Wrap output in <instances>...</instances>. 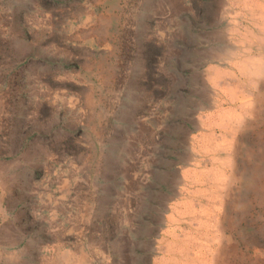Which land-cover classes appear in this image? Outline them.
<instances>
[{
	"label": "rangeland",
	"instance_id": "rangeland-1",
	"mask_svg": "<svg viewBox=\"0 0 264 264\" xmlns=\"http://www.w3.org/2000/svg\"><path fill=\"white\" fill-rule=\"evenodd\" d=\"M262 3L0 0V264H264Z\"/></svg>",
	"mask_w": 264,
	"mask_h": 264
},
{
	"label": "bare ground",
	"instance_id": "bare-ground-1",
	"mask_svg": "<svg viewBox=\"0 0 264 264\" xmlns=\"http://www.w3.org/2000/svg\"><path fill=\"white\" fill-rule=\"evenodd\" d=\"M260 2V1H259ZM243 3V2H242ZM243 4H245V3H243ZM257 4V3H256ZM248 5V4H247ZM247 5H246V7H247ZM262 5H264L263 3H262ZM259 6V5H258ZM243 7H244V5H243ZM249 7V6H248ZM261 7V6H260ZM259 7V8H260ZM183 8V7H182ZM252 8V7H251ZM246 9V8H245ZM248 9V8H247ZM261 9V8H260ZM264 9V8H263ZM254 10V9H253ZM262 10V9H261ZM264 12V11H263ZM252 13V12H251ZM240 14H242V13H240ZM236 15V14H235ZM247 16V15H246ZM262 16V15H261ZM260 16V17H261ZM264 16V15H263ZM246 18V17H245ZM245 20V19H244ZM247 20V19H246ZM249 21V20H248ZM231 23V22H230ZM242 24V23H241ZM249 27H250V24L248 25ZM248 27V28H249ZM260 28H262V27H260ZM230 29V28H229ZM253 29V28H252ZM264 28H262V30H263ZM260 30V29H259ZM231 34H233V33H231ZM245 34V33H244ZM254 41V40H253ZM230 44V43H229ZM251 48V47H250ZM241 54V53H240ZM240 57V56H239ZM238 64H237V69L242 73V74H244V76L243 77H246V78H249V80H250V83L251 84H253V87H254V89H258L259 87L257 86L258 84H260L261 83V81H264V54L262 55V56H260L259 58H257L256 60H252V61H250L248 64L246 63V62H240L239 63V61L237 62ZM239 65V66H238ZM228 67V66H227ZM236 71V70H235ZM238 72V71H237ZM231 80V79H230ZM235 85V84H234ZM199 87V86H198ZM206 88V87H205ZM211 89H212V92H213V94H217V95H219V93H217V92H222V90H219L218 88H216L215 86H211ZM230 90H233L232 91V94H234V91H236V90H234V89H230ZM225 91H227L228 92V94H229V89L228 88H226V90ZM253 92V91H252ZM224 93H226V92H224ZM225 96H226V94H225ZM241 97H239V96H236V98H237V100H238V103L239 102H241V104L243 105V104H246L245 106H247L248 107V109H249V113H250V116H252L251 115V113L253 114V113H255V107H254V103L252 104V103H250V101H249V99H247L246 97H245V95L243 96V95H240ZM214 99H215V97H214ZM219 101V100H218ZM218 101H216V102H218ZM222 101V100H221ZM227 102V101H226ZM220 103L221 102H219V105H220ZM222 103H224V101H222ZM215 105V104H214ZM217 117H216V120L213 122L212 121V124L214 125V126H217L218 128H220L221 130H223L222 131V134H224V132H227V131H233V132H237V131H240V130H242V129H244L245 127H247V124H249V122L246 120V118H245V116L243 115V114H240V113H235V111H232L231 112V110L229 109L228 111L226 110H221V108L220 107H218V112H217ZM251 123V122H250ZM263 124V123H262ZM251 128V127H250ZM262 128V127H261ZM216 131V130H215ZM236 133H233V136L235 135ZM233 136H232V138L230 139V142H235V140H234V138H233ZM223 137V136H222ZM223 141H224V139H223ZM197 142V141H196ZM223 143V142H222ZM194 144V143H193ZM216 144H217V142H216ZM230 147H231V144H230ZM232 148V147H231ZM206 151H208V149L206 150ZM197 154V153H196ZM199 154H201V153H199ZM233 155H234V153H233ZM201 157V156H200ZM231 158V157H230ZM234 158V157H233ZM231 161H233L232 159H231ZM232 164V163H231ZM230 164V165H231ZM218 166V165H217ZM217 168V167H216ZM219 169V168H218ZM220 170V169H219ZM218 170V171H219ZM221 171V170H220ZM220 171H219V173H220ZM218 173V175L219 176H221L220 174ZM217 175V176H218ZM222 176H223V173H222ZM223 178V177H222ZM221 178V179H222ZM216 180H217V178H215ZM219 179V178H218ZM218 181V180H217ZM219 181H220V179H219ZM218 181V182H219ZM224 181V180H223ZM218 182H216V183H218ZM228 183V182H227ZM232 183V180L230 179L229 180V184H231ZM228 184V185H229ZM222 191V190H221ZM172 240V239H171ZM215 242V241H214ZM213 242V243H214ZM181 243V242H180ZM203 243V242H202ZM216 243V242H215ZM211 246V245H210ZM214 247V246H213ZM211 248V247H210ZM197 251V250H196ZM180 252L182 253L183 251H182V249L180 250ZM199 252V251H198ZM213 252V251H212ZM193 253H194V255H195V257H197V256H202L203 254L201 253V254H199V253H195L194 251H193ZM213 255H212V257H213V260L215 259V260H218V257L220 256V253H218V252H215V253H212ZM224 254V253H223ZM193 255V256H194ZM207 255V254H206ZM174 256V255H173ZM224 256H226V255H224ZM199 258V257H198ZM197 258V259H198ZM208 258V257H207ZM221 258V257H220ZM224 258V257H223ZM171 259V258H170ZM227 259V258H226ZM228 260V259H227ZM264 260V259H263ZM205 261V260H204ZM219 261H222V260H219ZM236 263V262H235ZM182 264H183V262H182ZM206 264V263H205ZM211 264V263H210ZM216 264V263H215ZM223 264H227L226 263V261H223Z\"/></svg>",
	"mask_w": 264,
	"mask_h": 264
}]
</instances>
